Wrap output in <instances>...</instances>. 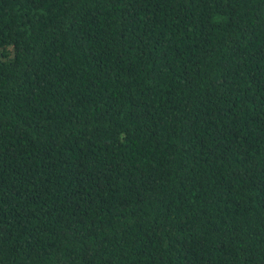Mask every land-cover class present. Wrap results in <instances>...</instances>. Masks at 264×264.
Segmentation results:
<instances>
[{
  "label": "trees",
  "instance_id": "trees-1",
  "mask_svg": "<svg viewBox=\"0 0 264 264\" xmlns=\"http://www.w3.org/2000/svg\"><path fill=\"white\" fill-rule=\"evenodd\" d=\"M0 264H264V0H0Z\"/></svg>",
  "mask_w": 264,
  "mask_h": 264
}]
</instances>
